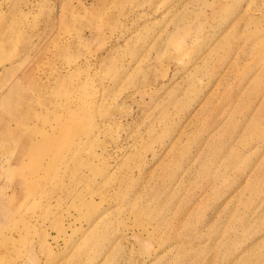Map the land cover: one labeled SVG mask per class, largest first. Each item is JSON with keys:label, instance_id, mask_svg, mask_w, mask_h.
I'll return each instance as SVG.
<instances>
[{"label": "rangeland", "instance_id": "374dc122", "mask_svg": "<svg viewBox=\"0 0 264 264\" xmlns=\"http://www.w3.org/2000/svg\"><path fill=\"white\" fill-rule=\"evenodd\" d=\"M0 264H264V0H0Z\"/></svg>", "mask_w": 264, "mask_h": 264}]
</instances>
